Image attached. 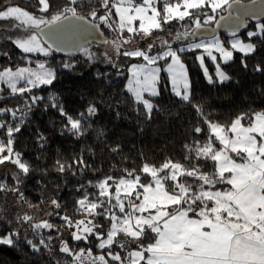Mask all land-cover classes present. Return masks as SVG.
Returning <instances> with one entry per match:
<instances>
[{
  "label": "snow or ice",
  "instance_id": "obj_1",
  "mask_svg": "<svg viewBox=\"0 0 264 264\" xmlns=\"http://www.w3.org/2000/svg\"><path fill=\"white\" fill-rule=\"evenodd\" d=\"M36 3L39 14L0 3V22H8L10 30H22L15 39L11 35L7 39L24 54L49 57L54 51H66L62 45L77 32H87L94 40L99 34V43L112 44L117 58L101 52L104 62L117 68L118 75L122 74L118 60L123 58L128 64L130 77L125 92L133 106H139L135 107L137 112L142 109L145 118L151 120L154 109L159 110L153 99L159 98L165 87L177 103L190 105L195 117L205 125L193 129L195 134L205 132L204 142L194 138L184 145L185 163L171 159L159 166L143 163L139 172L124 169L118 176L81 185L77 189L81 197L74 205L79 219L55 211L46 213L61 219L71 240L86 245L73 248L68 240L61 239L58 251L67 259H58L56 264H264V110L241 112L228 125L210 119L202 105L193 100L189 68L182 59L186 52L199 53L195 60L208 83H224L229 77L221 62L228 64L238 52L243 54L241 63L247 68L244 57L256 52L252 38L264 42V23L256 25L258 30L247 31L248 42L238 36L240 29L247 26L244 16L256 13L245 10L235 16L231 11L228 16L220 15L241 0H95L94 4L88 0H64L59 6L54 0ZM261 10L264 12V7ZM82 11L87 15H81ZM220 20L229 23L221 25ZM214 21L215 28L210 29ZM102 26L116 38L104 37ZM221 27L230 33V48L216 35V29ZM134 43L140 46L125 48ZM76 51L90 63L99 58L82 44ZM206 57L215 67L216 80L205 64ZM61 67L72 69L74 64L65 62ZM255 71L262 69L257 65ZM56 78V70L44 61L35 67L0 69V85H6V89L0 87V100L5 95L24 98L23 111L20 107L0 106V166L16 167L18 172L13 173V178L17 184L19 174L27 175L30 165L14 148L15 134L30 122L29 115L39 101L47 99L66 119L65 130L77 138L91 127L88 117L97 114L95 105H89L73 118L62 105L58 106L60 101L55 96L32 94L25 98L34 89L50 87ZM39 138L45 139L43 134ZM57 165V171L66 170L59 160ZM73 165L80 171L90 167L83 157L74 159L67 169ZM205 165L209 171L203 170ZM6 192L16 194L18 200L25 199L19 187L10 188L0 179V193ZM50 203L54 209L61 208L54 198ZM2 213L0 209V224L4 226L0 229V245L18 246L24 224L39 237L38 242L24 237L34 252H39L41 246L51 252L49 242L62 236L61 228L49 220L37 221L28 213H17L14 220L5 219ZM43 230H48L47 235ZM93 248L99 252L94 254Z\"/></svg>",
  "mask_w": 264,
  "mask_h": 264
},
{
  "label": "trees",
  "instance_id": "obj_2",
  "mask_svg": "<svg viewBox=\"0 0 264 264\" xmlns=\"http://www.w3.org/2000/svg\"><path fill=\"white\" fill-rule=\"evenodd\" d=\"M54 2L59 6L64 0ZM88 2L94 4L95 0ZM0 3L4 6H19L39 14L36 0H0ZM80 14L87 15V12L82 11ZM224 14L225 10L220 13ZM214 23L215 21L211 25ZM7 24L8 22H0V25H3L0 26V69L6 66L15 68L33 65L41 60L35 55L24 54L12 40L7 39L9 35L15 39L16 34L22 31L10 30L6 27ZM256 25L250 23L249 29H254ZM102 29L109 39L111 32L103 26ZM243 36L247 38L246 34ZM252 42L256 44V52L244 57L247 68L241 63V54H237L232 62L222 64L229 77L224 83H208L195 60L196 54H182V59L189 68L193 100L202 105L203 110L210 114V119L222 125L230 124L241 112L264 110V42L258 37H253ZM52 54L48 58V64L56 70V80L50 87L34 89L31 94L26 93L25 98L32 94L46 98L55 96L60 101L58 106L62 105L65 112L73 118H76L78 113L85 112L89 105H95L97 114L88 117L91 127L77 138L65 130L66 119L47 99L38 102L29 115L30 122L15 134L14 148L22 153L23 159L29 163V173L19 174V184L10 174L0 177L10 188L19 187L25 198L18 200L17 195L12 192L0 193V209L3 210L5 219L14 220L17 213L33 215L37 210L44 212L53 198L59 201L61 208L54 209L51 206V212H60L61 215L67 214L74 220L79 219L81 217L75 213L74 205L81 197V191H77L81 185L87 186L89 181L95 183L109 175L118 176L124 169H136L139 172L143 163L159 166L166 159L185 163L184 145L194 138L204 142L205 132H193L196 126L205 128L203 122L195 117L190 105L177 103L167 88L162 87L160 97L153 99L154 104L159 105V110L154 109L152 119L147 120L142 109L140 112L135 110V107L139 106H133L129 94L125 92L128 78L126 69L119 71L122 74L118 75V71L88 63L77 54ZM65 62L73 63L74 67L62 68L61 65ZM257 65L262 71H255ZM208 67L216 80L213 63L209 62ZM23 100L24 98L18 96L5 95V98L0 100V106L20 107L23 111ZM40 134H43L45 139L41 140ZM114 148L118 150L113 151ZM80 157H83L89 168L80 171L79 166L73 165L71 169H67L68 164ZM58 160L65 164L64 172L57 171ZM203 170L209 171L208 166L205 165ZM89 191L93 189L89 188ZM29 204L38 205V208H30ZM46 220L62 231L59 239L49 242L51 252L42 246L39 252H34L27 245L25 236L33 242H38L39 237L24 224L20 228L18 246L0 245V264H56L58 259H67L58 251L61 239L68 240L73 248L86 247L83 242L71 240L68 230L63 228V222L58 216L53 215ZM101 223L105 224V228L108 227L103 220ZM3 228L0 224V229ZM43 231L47 235L48 230ZM51 234L53 237L57 235L55 231ZM93 252L97 254L99 250L93 248Z\"/></svg>",
  "mask_w": 264,
  "mask_h": 264
},
{
  "label": "rangeland",
  "instance_id": "obj_3",
  "mask_svg": "<svg viewBox=\"0 0 264 264\" xmlns=\"http://www.w3.org/2000/svg\"><path fill=\"white\" fill-rule=\"evenodd\" d=\"M209 14H211V13H209ZM202 19H203V17H202ZM137 23H139V22H137ZM173 24H176V22L175 21H173ZM177 27H180L179 25H177ZM249 30H258L256 27L254 28V29H249ZM248 30V31H249ZM247 33V32H246ZM245 33V34H246ZM244 35V34H243ZM243 35H241V36H239L242 40H244L245 42H248V38H245ZM217 36H219V38L222 40V41H224L225 42V46L226 47H229L230 48V44L228 43V41L231 39V38H228V37H226V36H223V35H217ZM247 37V36H246ZM116 37H115V34L114 33H112L111 32V34H110V37H109V40H113V39H115ZM199 40V38H197V41ZM252 42V41H251ZM135 46H140V44L139 43H134V44H131V45H125V48H132V47H135ZM87 47H89L94 53H96V55H97V57H99L95 62H92L91 64H94V65H99V66H102V67H106V68H110V69H112V70H116V71H118V69L117 68H114V67H112L110 64H107V63H105L104 62V58L102 57V56H100V53L101 52H107L108 53V55L109 56H111L114 60L115 59H117L116 58V53H115V51H114V49H113V46H112V44H91V45H89V46H87ZM174 47H175V45H174ZM200 51H202V50H200ZM196 55L197 54H199V53H195ZM237 54H241V53H238V52H234V59L233 60H235L236 59V55ZM29 55H35V56H37V57H40L41 58V60H38V61H36V63L37 62H39V61H44L47 65H49L48 64V62H49V57L50 56H52L53 54H51L49 57H44L42 54H38V53H33V54H29ZM77 55L78 56H80V57H82L83 59H85L88 63H90L85 57H83V55L81 54V53H77ZM217 55V62H220V56H219V54H216ZM241 55H243V54H241ZM134 62H136V61H130L129 63H134ZM198 62V61H197ZM209 62H211L207 57H206V59H205V64H206V66L208 67V64H209ZM232 62V61H231ZM36 63L35 64H33V65H31V64H28V65H24V66H27V67H35L36 66ZM118 63H119V65H120V67H119V71H122V70H127V73H128V78L130 77V73H129V71H128V64L127 63H125V61H124V59L123 58H120L119 60H118ZM222 62H221V68L223 69V67H222ZM24 66H21V67H24ZM50 66V65H49ZM51 67V66H50ZM51 68H53V67H51ZM54 69V68H53ZM208 70H209V67H208ZM214 70H215V67H214ZM225 72V71H224ZM209 73L211 74V72H210V70H209ZM226 73V72H225ZM227 74V73H226ZM164 75H166V74H164V73H162V76H164ZM127 78V79H128ZM127 83V82H126ZM0 87H3V88H5L6 89V85H0ZM145 96H146V98H147V94H145ZM154 103V102H153ZM217 147H219V145L217 144ZM18 172V170L16 169V167L14 166V165H11V164H7V165H2V166H0V177L2 176V175H6V174H10V175H12L13 176V173H17ZM49 207H51V203L50 204H48V206L46 207L47 208V210L46 211H44V212H42L41 210H37L36 212H33V216H34V218L36 219V220H42V219H47V218H49L50 216H48V215H46V213H48V212H51L50 210H49Z\"/></svg>",
  "mask_w": 264,
  "mask_h": 264
},
{
  "label": "water",
  "instance_id": "obj_4",
  "mask_svg": "<svg viewBox=\"0 0 264 264\" xmlns=\"http://www.w3.org/2000/svg\"><path fill=\"white\" fill-rule=\"evenodd\" d=\"M262 7H264V0H256V3H253L252 0L248 2L241 1L240 4H234L232 9H226L224 16H228V12L231 11L233 13V16L237 15L238 13H241L245 10L249 12H255V15H245L244 20L246 23V27H242L238 33V36H241L245 34L249 28L250 23L252 24H259L264 22V12H262ZM219 19V18H218ZM221 25H225L226 23H229V21L220 20L219 21ZM216 23V22H215ZM215 23L213 25H210V29L215 28ZM101 31L104 34V37L108 39V36L105 34L104 30L101 27ZM216 35H223L228 38H231L230 33L226 31L224 27H221L219 29H216ZM199 38V37H197ZM45 39L47 40L48 37L45 36ZM99 34H97V38L94 40L91 36L87 34V32L80 31L77 32L69 37L70 42L67 44L62 45L66 51L63 52H55L57 54H61L64 56H69L72 54H77L79 52L76 51V48L78 45H85L89 46L91 44H101L99 43ZM48 43H52L51 40H48Z\"/></svg>",
  "mask_w": 264,
  "mask_h": 264
}]
</instances>
